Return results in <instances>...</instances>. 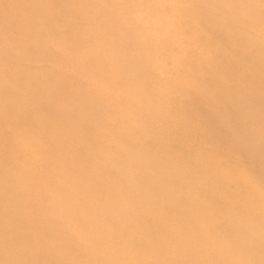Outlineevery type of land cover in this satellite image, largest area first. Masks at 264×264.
<instances>
[{
    "label": "bare ground",
    "instance_id": "obj_1",
    "mask_svg": "<svg viewBox=\"0 0 264 264\" xmlns=\"http://www.w3.org/2000/svg\"><path fill=\"white\" fill-rule=\"evenodd\" d=\"M131 1L120 0L112 3L110 0H0V80L10 83L0 84V89H3L0 90V98L2 94L9 95L12 92L14 97L11 100L17 103L15 106L14 102H11L9 107L6 105L3 108L0 103V115L11 114L15 118V124L10 127H23L30 135L33 147L32 155L25 156L20 155L19 148L10 142L4 150L9 160L2 162L1 167L5 171L0 169V184L5 178L8 182H5V187L0 185V192L16 191L17 188L25 205V208L12 210L9 214L8 206L0 209V217L8 214L4 219L10 218L9 231L4 235L9 239V242H6L9 245L8 256L17 254L20 264H36V261L57 264L54 261L48 263L46 257L38 252V249L46 246L44 238L54 239L67 235L65 226L68 223L74 225V222L83 229L88 227L87 221H94L96 218L95 222L98 224L103 218L109 217L116 221L105 227L100 225L103 238L120 231L122 224L125 235L127 234L131 242L140 249L137 264L227 262L235 252L229 248L222 249V244L215 240L216 237L213 239L208 236L207 233H213L215 228L225 240H233L231 244L235 245V250L245 249L253 254L251 261L244 264H264V64L259 62V58L264 59V51L254 49L252 52L251 49L248 54L250 49L240 52L230 45L227 48L220 47L218 50L208 51L205 40L199 34V27L211 28L208 21L220 25L219 19L210 14L215 8L223 11L221 25L228 26L230 20L242 19V22L250 23L252 29L262 33L260 30L264 25V11L256 4V0H182L180 5L174 6L175 9L172 8L173 0H142V3L157 5L159 10L155 15L147 9L145 14L140 10L138 19L150 21L154 16L158 20V23L151 27V30L159 35H164L162 39H158L157 48L159 51L174 53L171 58L172 65L181 72L155 81L150 77H143L142 73L136 75L143 67L148 68L152 64L149 54L145 51L148 43L128 29L121 30V35H114L119 25L116 23L117 27L111 28L106 21L108 13L116 18V10L121 8L122 19H131L133 12L124 9ZM50 7H54L57 16L41 18L40 15H46L47 8ZM246 9L252 11V14ZM59 17L69 21H63ZM24 18L28 22L20 27L19 20ZM190 19L194 20L196 26L184 27L183 21ZM117 21L116 18L115 22ZM89 22L91 33L88 32ZM53 23L65 25V33L69 36L68 42L56 49L64 63L63 69L46 73L31 65L40 62V40L49 34L60 33L54 28L56 25L51 27ZM33 25H42L48 30L47 35L37 31L38 43L35 48L29 47L32 39L24 33L25 30L34 28ZM226 29L224 27L214 30L211 33L212 40L218 41L228 35ZM105 33L113 35L116 39L109 40L102 36L97 41L102 50V57L105 53H113L116 58L134 50L138 54L131 58V65L134 64V67L123 64L121 58H114V64L110 60L111 63L90 70L84 66L87 59L86 55L79 51L82 49V42L78 38L84 35L90 38L93 34L99 36ZM22 40L23 42H20ZM196 43L198 48L190 47V44ZM15 49L20 51L16 59L13 58ZM182 50H186L188 58L181 54ZM75 56L85 58L82 62L71 65L70 62ZM192 61L197 64L186 67ZM103 62L104 60H101L99 63ZM80 64L82 67L79 68ZM182 64L185 69L178 67ZM250 65L254 67L253 72L249 71ZM99 70L101 76L104 74L103 78H99ZM23 75L30 77V81L24 80ZM75 75L79 77L82 87L78 89L82 93L68 88L67 77ZM105 78L109 80L105 85L114 90H119L125 85L134 87L131 94L128 92L127 101L135 102L136 112L133 117L138 123L130 129H124L125 135L123 131L120 135L127 138V141H134L128 153L131 160L122 161L121 150L115 158L113 153L110 154V150L104 155L94 153V145H85L89 159L98 162L76 168V172L82 175L76 189L84 187L86 183L96 182L93 193L98 194L99 191L102 196L116 198V201L119 199L120 205H123L120 208L116 204L114 209H108L99 197L100 205H103L91 216L88 211H75L68 207L83 191L76 195L73 193L74 185L65 183L63 177L68 167L58 165L57 159L67 152L56 148L57 143L51 137V131L58 126L63 132L60 133L61 139L81 137L80 130L84 133L88 125L82 117L78 118L79 114L75 117L71 115L82 109L85 113L89 102L98 106L106 104L103 100L93 103V100L88 98H92L90 89H101L106 82ZM34 86L35 90H31ZM45 92L50 94V105L47 106L46 102L39 101L41 95L47 96ZM174 93H177L176 97L171 98ZM200 95H207L209 101L202 103L198 100ZM125 98L120 93L116 95L117 100ZM116 99L112 98L114 101ZM139 101H144L146 105H138ZM166 105L175 110L187 109L188 122L180 123L173 117H168L167 111L164 110ZM116 113L126 118L125 115L133 111L122 109ZM23 119H28L24 125ZM108 127L109 125H106L101 128L100 136L105 135L104 130ZM11 133L6 136L9 138ZM150 133H160L163 137L161 143L154 145L149 140L144 147L136 144L135 139L138 136ZM190 138H195L201 144L209 143L212 152L221 159H224L226 154H234L235 159L232 161L235 164L247 163V174L261 175L263 178L259 177L260 180L248 183L245 180H236L244 178L242 170L230 172V165L227 164L217 165L215 168L208 166L198 154L191 153L185 147V141ZM230 139L235 142L231 143ZM75 142L78 141L74 140L69 150L72 155L79 152L78 149L75 150ZM172 148H178L181 155L173 153ZM240 149L244 150L243 153ZM152 156L158 160V165H140L137 162L138 158ZM34 158L39 162H47L48 167L43 173L40 171L43 167L27 169L15 165L19 161L26 163ZM245 158H250L251 161L244 162ZM193 161L197 162L198 170L191 168ZM53 169L61 170V174L55 175ZM30 172L40 177L39 182L47 176L50 177L45 189L36 183L30 184L27 190L13 185L14 175L20 173L22 176H29ZM177 173L189 175V186L186 185V188H189L186 190L187 199L181 203L174 198L175 190L181 187L170 182L171 176ZM105 176L107 178H104ZM192 183L197 185V195L191 191ZM45 190L47 196L42 199L40 196ZM210 192L214 193L212 197L209 196ZM154 196L161 198L159 205L148 202ZM174 211L175 217L172 216ZM243 211L244 214L241 213ZM230 217H237L236 219L243 223L230 224ZM55 219L61 222L63 231L58 226L48 225L49 220L55 223ZM218 221L225 222V225L218 224ZM181 223L186 225L182 226ZM225 240L222 242L228 244ZM109 244L115 246L113 243ZM16 248H20L18 253H15ZM70 254L59 257L63 264L74 262L71 259L74 255ZM30 256L32 258L28 261Z\"/></svg>",
    "mask_w": 264,
    "mask_h": 264
},
{
    "label": "rangeland",
    "instance_id": "obj_2",
    "mask_svg": "<svg viewBox=\"0 0 264 264\" xmlns=\"http://www.w3.org/2000/svg\"><path fill=\"white\" fill-rule=\"evenodd\" d=\"M110 1L114 3L120 0H110ZM242 1H248V0H242ZM181 2L182 0H173L172 8L175 9L176 7L174 6L180 5ZM256 2H257L256 4L262 9V11H264V4H263L264 0H256ZM120 3H122V1ZM124 9L127 10L128 12H133L131 19H127L126 21L124 20V18L122 19L121 13H123V10L121 8V9H117L115 13V15L117 16L116 18L118 19L117 22H115L116 18L114 16H109V13L106 18V21L111 28H116L117 27L116 23L117 25L120 26V27L118 26V29L116 30L114 35H121L124 29H128L129 31L131 30L133 34L138 36L139 39H141L142 41L144 40V42L148 43L146 46L145 45L143 46L146 47L145 51L147 54H149L148 57L150 58L151 63L153 65L151 64L152 66L150 65L148 66V68L143 67L140 70V72L136 75H140L142 73L144 75L143 77H150L151 79L155 81L156 79L161 80V78H166L170 74L177 75L180 71L176 66L172 65V59H171L173 58L174 53H171L170 51H159L157 48L158 39H162L164 35H159V33H157L156 31L151 30L152 29L151 27L157 24L158 20L154 16L150 18V21H147L145 19H143L142 21L138 19L140 10L143 11V13L145 14L146 9H147L149 13H152L155 15L156 13L158 14L159 7H157V5L155 4L152 5V3H149V2L142 3V0H132L129 3V5L124 7ZM246 11H248L249 14H252V11L247 10V9ZM222 12L223 11H221L218 8L217 9L215 8L213 11L210 12V14H212L213 17H217L219 19L220 25H216V23L213 24L212 22L208 21L207 23H210L209 27L211 28H208L207 26L199 27L200 37H202L205 40L204 43L208 51H213L216 49L218 50L220 47L227 48L228 45L235 47V49L240 52L245 51V49H250L248 51V54H250L249 52L251 51V49H253L252 52H254V49H258V51L260 50L264 51V25L262 26V30H260L262 33H258L256 30L252 29L249 25L250 23L242 22V19L230 20L228 23V26H223L221 25V20H220V18L223 16ZM198 15L200 14L198 13ZM40 16L41 18H44L45 16L56 17L57 15L55 14L54 7H50V8H47L46 15H40ZM153 17L154 19H152ZM60 19L63 21H66V20L69 21V19H65V18H60ZM75 21L78 22L79 20H75ZM27 22L28 20L26 18H24L23 20L20 19L19 20L20 27L21 25H24ZM183 22H184L183 23L184 27L194 28L196 26L193 19L186 20ZM89 23H87V26L89 27L88 32L91 33L92 31L91 22ZM59 24L60 23H53L51 25V27L53 25H56L54 26V28L60 32L59 34L47 35L48 30L42 25H33L34 28L24 31V33H26L27 35H30L29 37L32 39V43H29V47L31 48H35L34 46L38 43V38L36 36L37 31H41L42 33L47 35V36H44L39 42L38 50L41 56L40 62L35 63L34 65H31L46 73L51 72V71H59L63 69L64 67V63L61 60V57H59L56 49L64 46L68 42L69 35L65 33L67 31V27L65 25L59 26ZM224 27L227 28L226 31H227V34L228 33L229 34L221 39L219 38L218 41L215 39L212 40L213 36H211V33L214 30L221 29ZM102 36L106 37L109 40L116 39L113 35H107V33H105V35L100 34L99 36L98 34L97 35L93 34L90 38L87 35H84L81 38L77 37L82 42V49L79 51L86 55L85 57L87 60L84 62V66L87 69L90 70L94 67L100 66L102 64L103 65L109 64L111 62L114 64L115 63L114 61L117 58H121L122 60L121 62H123V64L125 63L126 66H131V67L135 66L134 64L131 65V58L138 55L137 51H134V50H129L124 54V56H118L116 58L113 53H105V56L102 57V50L100 47H98V42H97ZM82 40L85 41L87 45H85V43H83ZM20 42H23V40ZM197 44L198 43L190 44L191 45L190 47L198 48L199 46ZM186 47L187 46L185 44L184 48ZM185 51L182 50L181 54H183L185 57L188 58V54L185 53ZM18 55H20V51L18 49H15L13 51V56H14L13 58L16 59ZM87 55H91V56L87 57ZM84 58L75 56V59L72 60L70 64L74 65L79 62H82ZM101 60H104V62L99 63ZM110 60L112 61L109 62ZM259 62L260 64H264V59L259 58ZM196 64H197L196 61H192L189 65L186 64L187 65L186 67L195 66ZM183 66L184 64L178 67L185 69L186 67H183ZM80 67H82V64L79 65V68ZM249 71L251 72L254 71V67L252 65L249 66ZM233 73L234 72H232V74ZM98 75H99V78L104 77V74L103 76H101L100 70L98 71ZM23 76H24L23 78L24 80L28 82L30 81L31 79L30 77L28 78L26 75H23ZM67 79H68L67 80L68 88L70 90L72 91L78 90L79 92H81V90H79L78 88H81L82 85L77 75H75L74 77H69V78L67 77ZM104 81L106 82L103 84L101 89H98V88L90 89L89 88L90 92L92 93V98L91 96L88 98L93 100V103L96 101L103 100V101H106V104L104 106H98V105H93L92 103L89 102L88 103L89 105L86 106L85 113H83L84 109H82V111H75L71 115V117H75L76 114H79L78 118L82 117V119L85 120L84 123L88 125L85 128L84 133H82L80 130L81 137L74 138V139H69V138L61 139L60 133H63V132H62V129L58 126L51 131V137L55 139L57 143V145H55L56 148L67 152L65 155L57 159L58 165H67L68 167L66 169V173H65L66 175H64L63 177L65 183L71 186L74 185L73 193H75L76 195L80 191H83L82 195L75 197V199L69 203L68 207L75 211H77L78 209H80L82 212L88 211L89 213H91L90 214L91 216H93L94 212L99 211L100 207L104 203H105L104 206L107 207L108 209H114L116 204H117V207H120V208H122L123 205H120L119 199L116 201V198L113 199L109 196L107 197L102 196L99 194V191H98V194L93 193L92 191H93V188L95 187L96 182L86 183L84 187H78L76 189L77 185L81 181L80 178L82 176L76 172V168L87 167L91 164H95L98 162V160L89 159L88 157L89 153H87V148L85 147V145L87 144L94 145L93 147L94 153H101V154L106 155L109 153V150H110V154L113 153L115 158L118 152L121 150L122 151V157H121L122 161L131 160V157H129L128 153H129V150L133 147L134 141L132 142L127 141V138H125L124 136H120V135L122 134V131H123V134L125 135L124 129H130L136 126L138 123V120L133 117V115L136 112V104L134 101H127L129 97L128 92H130L131 94V91L134 87L129 88L128 85H125L123 87H120L119 90H114L106 86L107 83L109 82L107 78H105ZM37 82L41 83L40 81H37ZM82 82L86 86H88V84H86V82L83 79H82ZM2 83L7 84L9 82L5 80H0V84ZM105 89H108L109 91ZM148 89H151V88H148ZM0 90L3 91V89H0ZM31 90H35V86L32 87ZM174 90L175 88H173V91ZM117 93L124 95L126 98L124 100H117L116 99ZM124 93H128V94L125 95ZM46 94L47 96L41 95L39 97V101L46 102V106H47V105H50V99H49L50 94L49 93H46ZM176 94L177 93H174L173 96H171V98L172 97L175 98ZM13 97H14V94L12 92H10L9 95H7V93H5L4 95L2 94L0 98V103H2L1 108H3L6 105H8L9 107L11 102H14L16 106L17 103L15 102V100H11ZM112 98L116 99V101L112 100ZM162 100H160L161 104H163ZM198 100L201 101L202 103H206L209 101V97L207 95H200L198 97ZM137 104L143 105V106L146 105L144 101H139ZM164 108H165L164 110L167 111L168 117L171 116L174 118V120L180 123L188 122L187 109L186 110H175L171 108L169 105H166ZM122 109L131 110L133 111V113L125 115L127 116L126 118L122 117L121 115L116 113L117 111L122 110ZM1 120H4V121H1ZM22 122H23L22 125H24V123L28 122V119H23ZM14 124H15V118L11 114L7 115L5 113L2 116L0 115V131H2V133L0 134V169L3 171H5V169L1 167L2 162L4 160H9V158L6 157L5 151H4L7 148V144L9 142L13 145H16L17 148H19L18 152L22 156L23 155L25 156L26 154L32 155L33 153V147L31 146V142H30L31 140L30 135L27 134V132L23 129V127H19L18 129L17 128L12 129L10 125H14ZM106 125H109V127L104 130L105 135L100 136L99 131L100 130L102 131L101 128H104ZM114 129L116 132H114ZM9 132H12V133L10 137L8 138L6 135ZM127 136L129 137V135ZM74 140L78 141L77 143L75 142V145H76L75 147H77L75 148V150L78 149L79 152L77 153L75 152L76 154L72 155V153H70L69 150H70V147H72L71 144L72 142H74ZM149 140H151L154 145H158L163 140V137L160 133H150L148 135L142 134L141 136H138L135 139V142L137 145L144 147L145 143ZM230 141L231 143L235 142L233 139H230ZM185 142L187 144L185 147L188 149V151H190L191 153L198 154V156L205 163H207L208 166L212 168L217 167V165L227 164V165H230V172L235 173V172H238L237 170H242L241 172H244V178H240V179L236 178V180H245L249 183L250 181L255 182L254 180H257V179L260 180L259 177L263 178L261 177V175L253 174L252 176V175L247 174L248 173L247 171L248 169L246 165L247 163L235 164V162L232 161L233 159H235V156L232 153L226 154L225 158L221 159L212 152L213 150L211 149V146L209 143L201 144L195 138H190ZM171 143L173 144L174 142H171ZM81 146L83 147L81 148ZM177 149L178 148H172L173 153L177 155H181V153ZM243 151H244L243 149H240V152L243 153ZM244 160H245L244 162L251 161L250 158L248 159L245 158ZM137 162L140 165L148 164V165L155 166L159 164L158 160L153 156L149 158H138ZM15 165L16 166L21 165L22 167H26L27 169L37 168V166L43 167L42 170H40L42 171V173L48 167L47 162H42V161L39 162L35 158L34 160L31 159V161L28 160L26 163L19 161V163ZM74 165H77V167H75ZM191 168L193 170H198L199 166L197 165V162L195 163L193 161ZM32 171L34 172V170ZM53 173L55 175L61 174V170L53 169ZM99 174H101V172ZM140 174H142V171ZM43 175L46 176L45 173ZM104 178H107V176H105ZM188 178H189V175L186 173H177L175 175H172L170 178V182L173 185H178L181 187L175 190L174 192V198L178 203H181L187 199L186 190L189 188H186V185L189 186ZM39 180H40V177L35 174H32L31 172L29 176L28 175L22 176V174L18 173L14 175V180H12V183L13 185L14 184L17 185V187H22L23 189H26V190L29 188L30 184L32 183L41 184V186L45 189V185H47V183L50 181V177L47 176L41 182H39ZM5 182H8L7 178H5L4 182H1L0 185L5 187L6 186ZM192 185L193 187L191 189L193 190L191 191L194 193V195H197V185L193 183ZM108 187L110 189H113L110 186ZM15 189L16 191L0 192V201L2 202V204L0 205V209L8 206V208L10 209L8 214L12 210H18L21 208H25L24 203L19 197L20 195L17 192V188ZM213 194H214L213 192H210L209 196L212 197ZM46 196H47V192L45 190L42 192V195L40 197L42 199H45ZM99 197L103 199L101 201L103 202L102 205H100L101 199ZM133 197H135V195ZM160 201H161L160 197L154 196L148 202L159 205L158 202ZM241 213L244 214L245 211ZM8 214H4L3 217H0V264H20L21 262L19 261L17 254H14V256L11 257V256H8V253H7V251L9 250V245H7L6 242H9V239H6L4 235L6 232L9 231L10 218L8 217L4 219V217H6ZM175 214H176V211L173 212L172 216L175 217ZM52 217L54 218V215H52ZM236 218L237 217H230V224L234 225L236 223L238 224L243 223L242 221L237 220ZM84 219L87 220L88 217L87 218L84 217ZM95 220L96 218L94 219V221H87L88 227L83 228V229L80 228L74 222H72L74 225H72L71 223H68L67 226H65V229L68 232L67 235L64 234V236L54 238V239L44 238V240L47 242L46 246L41 247V249H38V252H40L42 255L46 257V260L48 263L49 261H54V262H57V264H63L60 258H62L64 255L71 253L70 255L72 254L74 255L71 258L74 262H72L71 264H85V263L86 264H137L136 261H137V256L140 254V249L131 242L130 237L127 234H126L127 235L126 237L122 224H120L121 225L120 231H116L117 233L108 234L106 235L105 238H103V234L100 230V225H103L105 227V225L111 224L112 222L115 223L116 220L111 219L109 217L103 218V220L100 221L98 224L95 222ZM176 223H177V220H176ZM217 223L222 226L225 225V222L218 221ZM48 225L51 227H54V225L58 226L59 229L62 230V224L61 222H59L58 219H55V223H52L51 220H49ZM181 225L185 226L186 224L181 223ZM216 231L218 230L215 228L213 233L209 232L207 234L209 237L213 239L216 237L217 239L215 240L218 243L222 244V249L227 250L229 248L230 250L233 249V251L235 252L229 261L223 262L222 264H244V263H248L251 261L253 254H251L249 251L247 252V250L245 249L240 250V251L238 249L235 250V245L231 244L233 242V240L231 239L230 241L226 239L229 242L228 244L223 243L222 240H225V239L220 235V232H216ZM33 237L35 236L33 235ZM115 241H117V243H115ZM109 243H113L115 246H111ZM19 251H20V248H16L15 253H18ZM31 258L32 257L30 256L28 261ZM36 264H45V262L36 261Z\"/></svg>",
    "mask_w": 264,
    "mask_h": 264
}]
</instances>
